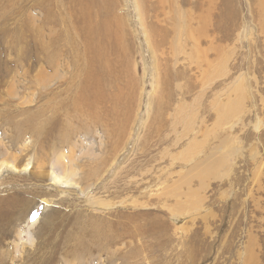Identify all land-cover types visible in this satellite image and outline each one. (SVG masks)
<instances>
[{
	"label": "rangeland",
	"instance_id": "1",
	"mask_svg": "<svg viewBox=\"0 0 264 264\" xmlns=\"http://www.w3.org/2000/svg\"><path fill=\"white\" fill-rule=\"evenodd\" d=\"M0 264H264V0H0Z\"/></svg>",
	"mask_w": 264,
	"mask_h": 264
},
{
	"label": "bare ground",
	"instance_id": "2",
	"mask_svg": "<svg viewBox=\"0 0 264 264\" xmlns=\"http://www.w3.org/2000/svg\"><path fill=\"white\" fill-rule=\"evenodd\" d=\"M39 7V6H38ZM86 98L84 97L83 98V105H86V103H84L86 100H85ZM87 106V105H86ZM20 169V168H19ZM21 171V170H20Z\"/></svg>",
	"mask_w": 264,
	"mask_h": 264
}]
</instances>
